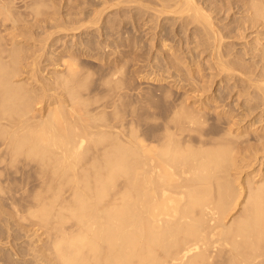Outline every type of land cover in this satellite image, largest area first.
Returning a JSON list of instances; mask_svg holds the SVG:
<instances>
[{
	"label": "rangeland",
	"instance_id": "rangeland-1",
	"mask_svg": "<svg viewBox=\"0 0 264 264\" xmlns=\"http://www.w3.org/2000/svg\"><path fill=\"white\" fill-rule=\"evenodd\" d=\"M195 1L206 18L166 8L174 0H0V58L37 129L53 119L49 109L65 123L86 108L108 125L110 136L90 138L78 168L93 160L97 142L172 126L175 111L200 120L182 133L191 143H227L236 196L217 230L227 245L209 258L223 264L239 223L264 213V188L254 195L264 181V0ZM66 86L77 94L73 110ZM8 138L0 135V264H56L60 227L39 212L50 204L74 233L72 187ZM261 228L264 237V221Z\"/></svg>",
	"mask_w": 264,
	"mask_h": 264
},
{
	"label": "bare ground",
	"instance_id": "bare-ground-1",
	"mask_svg": "<svg viewBox=\"0 0 264 264\" xmlns=\"http://www.w3.org/2000/svg\"><path fill=\"white\" fill-rule=\"evenodd\" d=\"M166 8L207 17L195 0H174ZM208 25L213 31L210 21ZM10 76L0 58V135L14 139V150L25 146L29 154L46 159L50 171L72 187L76 202L70 209L76 226L71 234L63 230L65 216H55L50 204L39 212L42 222L54 216L60 227L52 251L56 264H209L211 250L219 253L227 245L217 230L236 196L226 178L231 147L224 142L197 146L183 138L198 118L175 111L172 126L157 121L153 133L130 131L125 142H97L102 145L93 160L78 168L89 139L110 136L108 125L93 122L86 108L65 123L49 109L46 116L53 119L37 129ZM65 89L73 110L77 94L71 86ZM88 167L91 173L84 171ZM263 188L264 181L254 193L259 199ZM263 221L264 213L254 212L239 223L223 264H264Z\"/></svg>",
	"mask_w": 264,
	"mask_h": 264
}]
</instances>
